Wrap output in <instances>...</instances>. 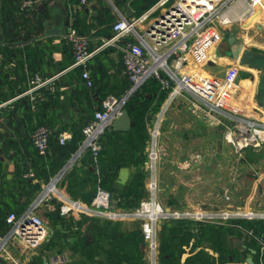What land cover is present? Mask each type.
<instances>
[{"label":"crops","instance_id":"crops-1","mask_svg":"<svg viewBox=\"0 0 264 264\" xmlns=\"http://www.w3.org/2000/svg\"><path fill=\"white\" fill-rule=\"evenodd\" d=\"M26 1H24L23 4ZM130 1L131 0H87L85 4H81L80 0L73 4H69L67 0L30 1V3L24 5L26 7H36L33 11L43 8L44 6L47 9V15L42 19V32L39 35L35 34L32 38L25 41L10 45H0V165L5 170L6 180L15 181L18 192L22 190L24 195L32 199L30 204L48 185H50L55 175L63 168L62 167L55 175L49 178L47 182H44L43 178L36 175L34 176L33 174L31 183L39 184V190L30 191L31 189L26 190L18 187L17 181H19L20 170L26 168L27 164L32 163L35 158V155H32L31 147V135L34 130L38 126L44 125L51 129V133H66L67 139H69L71 137V129L75 123L81 122L85 124L87 121L91 120L92 113H90V109H97L102 101H100L98 90L95 89L94 86L91 88L86 87L80 76L73 74V69H69L73 57L71 43L66 37L67 29L69 26L75 24L78 33L87 38L89 49L95 51L105 39H108L103 35L106 25L99 24V21L103 20V15H101L103 11L101 9L102 4L109 7L110 16L113 17L114 21H117L121 17H135ZM56 3L59 4L66 13L64 36L41 38L44 31V22L50 20L51 11ZM150 8L143 12V14L148 12ZM160 12L161 10H155L148 13V18L139 25L138 30L141 34H144L148 30L149 25L156 19ZM225 14L233 19L237 16L244 18V14L249 15L247 6L242 1L232 2ZM234 34L247 48L264 51L258 46H251L249 44V40L251 39L246 33L245 35ZM127 41L134 40L132 37H125L114 45L101 48L94 53L88 62L87 69L93 83L97 81L100 83L101 80H103L107 85L106 90L109 92L108 95L120 96V94H123L120 87L125 76L122 61V47ZM226 52L225 55L233 61L238 72L245 75L241 77L240 74H238L237 81L233 84V88L229 89V93L239 103L241 112L249 114L255 105V84L259 73L247 65H241L235 62ZM30 89H32V91L29 92ZM173 102H175L174 106L176 107L175 109L173 108L172 115H168L166 118H164L163 115L161 120V139L164 140V144L166 139H169L166 143L167 145L169 141L172 140L170 137H166L167 132L168 135H172L175 140L172 144L170 142L173 149L169 147L170 149H168L166 157L161 159L160 180L159 172L157 177L158 199L166 209L172 212H204L211 214L225 212L227 210H224V206L222 207L213 201H198L201 197H207L209 199L214 198V196L212 197L213 192L210 191V185H208L210 179L206 177L212 175L211 166L214 164V161L207 159L198 163L199 161L193 162L191 160L192 162L187 168H183L180 165L182 161L186 159L180 158V155H182L185 150L191 151V149H193L192 147L195 145V143H192V140L188 142L191 138L187 137V135H191L195 132V130H193L195 127L192 126L194 124L193 121L195 122L197 113L191 111L190 99L186 93L178 94ZM179 108L182 109L176 110ZM154 118H156V116L150 120L151 123ZM205 122L204 120L203 123L205 125H209L208 122ZM166 128H168V131ZM260 148L257 149L259 150ZM146 151L148 153V147ZM74 155L75 154H73L65 164L72 159ZM75 161H77V157L72 164ZM147 164L148 160L146 155L145 168ZM221 165L223 166V163H221ZM77 166H81V163L77 162ZM140 170L141 166H133L126 162H122L115 171H110V187H123L131 177V174L133 172H139ZM200 174L203 175V180H201L202 177H199ZM197 178H199V181ZM149 180V174L147 172L145 178L146 196L141 200L140 205L148 196ZM58 181L55 183L58 192L64 197L72 199L57 186ZM87 190H89L88 182L81 189V192ZM53 193L54 197L60 201L62 200L58 198L56 192ZM259 193H264V186H259ZM45 201V204L42 205L48 206L47 199ZM77 201L80 200L77 199ZM81 203L86 206L90 205L83 202ZM112 204L111 208L115 210L128 211L113 207ZM236 208L238 209V207L234 209ZM247 209V211L264 212V208L256 206L248 207ZM81 214L78 213L69 216L79 219ZM127 225L132 227L130 224ZM47 236L48 242H52L54 246L44 251L50 255L47 261L44 260L43 263L63 264L68 262L70 252L65 247V241H72V239H62L59 234H54L48 226ZM243 237L244 235L241 237L228 235V247L237 248L239 252H243L244 249L241 246H232L233 240ZM51 249L55 250L51 252ZM149 253L147 258L145 255L147 264H157L156 257L153 258ZM187 255V253L183 254L181 261H184ZM248 256L251 255H247L242 262H225L224 264H242L246 262L245 260ZM213 257L218 258L216 254L213 255ZM5 262L6 260L4 263ZM215 264L218 263L216 262Z\"/></svg>","mask_w":264,"mask_h":264},{"label":"trees","instance_id":"trees-1","mask_svg":"<svg viewBox=\"0 0 264 264\" xmlns=\"http://www.w3.org/2000/svg\"><path fill=\"white\" fill-rule=\"evenodd\" d=\"M24 1L26 0H0L2 41L0 45L25 41L42 32V19L47 15L46 7L33 11L36 7H26L23 4ZM67 2L73 4L78 0H67ZM154 3L155 0H131L133 15L140 16ZM101 9L103 10L101 13L103 20L99 21V24L106 25L103 35L109 38L113 34L115 21L110 16V9L107 5L102 4ZM73 25L76 28L75 24ZM72 73L81 78L80 68L73 69ZM125 76L120 85L122 93L129 87V81ZM93 86L98 90L100 101L108 95L107 85L103 80L100 83L98 81L93 83ZM169 91L170 89L163 88L156 78L148 79L125 104L124 108L131 120L130 129L127 131L107 129L99 139L101 149L96 157L89 149L81 152L77 161L71 164L61 176L57 186L70 198L78 199L85 204L91 203L97 188H100L110 194L113 207L124 210L138 208L141 200L146 196L145 160L149 139L148 123L161 109ZM95 110L90 109V113H92L90 119H92ZM169 113L171 116L172 110ZM89 121L85 124L76 122L71 129V137L64 144L59 143V134L51 133L45 154H39L31 140L32 155H35V158L32 163L27 164L26 168L20 170L18 187L26 190L31 189L30 191L39 190V184L31 183L33 176H25V174L32 172L34 176L41 177L44 182H47L77 152L83 138L82 128ZM168 140L166 139L164 144V140L160 137L161 148L165 149L162 154L163 159L171 146L170 142L171 144L173 142L171 140L167 145ZM77 162H80L81 166H77ZM122 162L141 166V170L133 172L123 187H110V171H115ZM161 164L160 162L159 180ZM222 172L221 181L218 179L214 181L213 177L211 179L206 176L207 179H210L208 185H210V191L213 192L212 197L214 196V198L201 197L199 202L213 201L221 205L222 201L230 200L227 194L229 191L228 174L226 172L224 177V170ZM202 176V174L199 175L200 178ZM260 176L264 177V172H260ZM197 179L199 181V178ZM203 179L204 177L201 180ZM87 182L89 190L81 192ZM252 185L243 207L264 208V193H259V186L263 187L264 181L255 180ZM225 196H228V199H225ZM31 200L24 195L22 190L18 192L15 181L6 180L5 170L0 165V234L5 233L8 229L7 215L9 213L19 214L30 204ZM44 202L42 204H45ZM47 203L48 206L40 205L38 207L37 214L54 234H59L64 240L72 239V241H65V247L69 250L70 255L68 262L63 264H147L146 243L139 224L130 227L123 221L104 220L85 214H81L79 219L73 216L65 217L59 214L60 200L51 197ZM244 231H251L264 240V219L233 218L219 221L169 218L160 220L157 227L156 263L215 264L217 262L224 264L225 262L244 261L247 255H251L254 264H261L259 246L254 238L245 237L246 248L243 252H239L237 248L228 247L227 236L241 237L244 235ZM47 245H49L48 248L54 246L52 242H48ZM185 253L188 255L184 261H181V257ZM215 254L218 258L213 257ZM262 263L264 264V256ZM31 264L39 263L33 259ZM40 264L43 262L41 261Z\"/></svg>","mask_w":264,"mask_h":264},{"label":"built area","instance_id":"built-area-1","mask_svg":"<svg viewBox=\"0 0 264 264\" xmlns=\"http://www.w3.org/2000/svg\"><path fill=\"white\" fill-rule=\"evenodd\" d=\"M87 0H80L85 4ZM234 1H242L251 15L258 4L264 0H155L150 10L138 17H121L113 25V34L105 39L95 51L89 49L88 40L80 35L72 25L68 27L66 37L71 43L72 63L69 69H81V78L86 87L93 86V81L87 69L89 60L101 48L114 45L125 37H132L134 41H127L122 47V61L124 73L129 81V87L120 96L108 95L100 103V107L93 112L92 119L83 127L80 146L76 157L86 149L92 151L96 157L101 149L99 139L101 135L111 128L114 120L125 109L128 99L140 89L150 78H156L165 89H170L156 118L148 123V164L146 170L149 174L148 198L141 205L128 211L111 208L110 194L98 188L90 205H83L80 201L72 200L61 195L55 183L52 189L35 199L19 214L9 213L6 217L8 229L0 234V258L4 261L14 249V244L22 250L36 249L47 237V226L37 214L38 207L45 201L50 192H56L61 205L59 214L69 216L74 214L98 215L111 220H141V233L147 243L150 254L156 257L157 227L160 220L169 218H188L194 220L225 221L233 217L243 216L246 219H264V212L249 210L240 212L230 210L219 214L204 212L178 213L166 209L158 199V171L163 149L160 145L161 120L174 98L181 93L188 94L190 107L193 113L200 115L210 125L220 127L224 141L235 153L243 150L257 149L264 146V112L259 118L244 114L239 109V103L230 95L226 88H202L201 75L190 55L195 41L208 42L213 38L212 23L217 16L225 13ZM26 1L24 4H28ZM161 10L160 14L141 34L139 25L148 18V13ZM34 89V88H32ZM32 89L29 90L32 91ZM51 129L47 126H38L31 135V140L39 154H45L48 149ZM67 140L66 133L58 135L60 144ZM199 161L198 156H190L180 164L183 168L190 166L192 161ZM187 164V165H186ZM25 176H33L28 172ZM256 181L264 177L256 174ZM48 185V186H50ZM47 186V187H48ZM228 199V196H225ZM244 236L255 239L259 246L260 263L264 256V240L251 231H244ZM57 264V263H56ZM242 264H248L243 262Z\"/></svg>","mask_w":264,"mask_h":264},{"label":"rangeland","instance_id":"rangeland-1","mask_svg":"<svg viewBox=\"0 0 264 264\" xmlns=\"http://www.w3.org/2000/svg\"><path fill=\"white\" fill-rule=\"evenodd\" d=\"M225 13L217 16L212 23V40L208 42H202L199 40L195 41L190 51V55L194 60L195 66L201 75L200 84L205 90L212 88L231 89L233 88V84L237 81L238 74H240L241 77L245 76L244 74L238 72L236 66L233 64V61L225 55V52L228 50L227 38L229 32L232 31L240 35H245L246 33V35L251 39L249 40V44L251 46L255 45L264 50V2L258 4L255 7V11L251 15L244 14L243 16L244 18L247 17L246 19L240 16L233 19ZM174 103L175 102H172L167 108L164 113V118H166L168 114L170 116L169 112L175 109L176 106H174ZM203 122V118L200 115H197L192 126L195 127V129H193L195 132L193 131L194 133L187 135V137L191 138L189 140L187 139L188 142H191L192 140V143H195V145L192 147L193 149H191V151L185 150V152L180 155V158H188L191 155H197L199 160L198 163L207 159L213 160L214 164L211 166L213 172L210 178L212 179L213 177L214 181H216V179L221 181V175L223 174L222 170H224V177L227 172V180H229V191L227 194L229 195L230 200L222 201L223 204L220 206H224V210L227 211L238 207V209L236 208L234 210L246 212L248 209L243 207V205L251 192L256 174L264 172V146L259 150L247 148L241 153H235L224 141L221 128H216L217 126L210 125L209 123V125H205ZM166 129L168 131V128ZM166 137H170L173 141L175 140L172 135H168V132ZM171 149L173 148L171 147ZM221 163H223V166ZM53 194V192H50L44 199L49 201V198L54 197ZM85 215L98 217L104 220H111L98 215ZM233 218L243 219L244 217L237 216ZM112 221H123L130 224L132 227L136 224L141 226V220L134 218ZM47 243L48 236L36 249L26 251L22 250L19 245L14 244V249H12L4 264H31L33 259L39 264L41 261H47V258L50 255L49 253L47 254L44 252L49 249V245H47ZM52 250L55 249H51L50 251L53 252ZM145 251L147 258L149 253L147 243Z\"/></svg>","mask_w":264,"mask_h":264},{"label":"water","instance_id":"water-1","mask_svg":"<svg viewBox=\"0 0 264 264\" xmlns=\"http://www.w3.org/2000/svg\"><path fill=\"white\" fill-rule=\"evenodd\" d=\"M66 13L65 10L61 8L59 4H54L53 10L50 14V20L44 22V31L41 38L51 37V36H64ZM227 43L229 46L228 51L226 52L235 62L241 65H247L250 68L256 70L259 73L255 84V102L254 108L250 112V115L253 118H259L260 115L264 112V51H257L254 49L247 48L241 41H239L234 32L228 33ZM0 44L1 41V29H0ZM131 120L130 117L124 109L122 113L114 120L111 129L115 131H127L130 129ZM76 154L70 159L63 168L55 175V179L60 178L64 172L69 168ZM51 182V183H52ZM50 183V184H51ZM43 191L36 198L37 200L42 196ZM245 236L241 239H235L232 241V246L237 247L241 246L243 249L246 248V245L243 244ZM251 252H254L251 250ZM248 264H254L251 256H248L245 260ZM4 260L0 258V264H3Z\"/></svg>","mask_w":264,"mask_h":264},{"label":"bare ground","instance_id":"bare-ground-1","mask_svg":"<svg viewBox=\"0 0 264 264\" xmlns=\"http://www.w3.org/2000/svg\"><path fill=\"white\" fill-rule=\"evenodd\" d=\"M52 185L46 187V189L43 191L42 195L46 194L47 192H49L52 189Z\"/></svg>","mask_w":264,"mask_h":264}]
</instances>
